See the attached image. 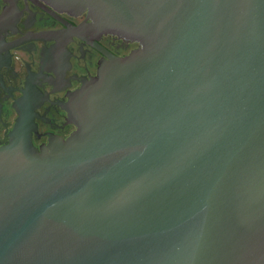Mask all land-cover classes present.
Instances as JSON below:
<instances>
[{
  "label": "water",
  "instance_id": "obj_1",
  "mask_svg": "<svg viewBox=\"0 0 264 264\" xmlns=\"http://www.w3.org/2000/svg\"><path fill=\"white\" fill-rule=\"evenodd\" d=\"M72 33L108 57L38 133ZM52 36L0 145V264H264V0H0V50Z\"/></svg>",
  "mask_w": 264,
  "mask_h": 264
},
{
  "label": "flooded vegetation",
  "instance_id": "obj_2",
  "mask_svg": "<svg viewBox=\"0 0 264 264\" xmlns=\"http://www.w3.org/2000/svg\"><path fill=\"white\" fill-rule=\"evenodd\" d=\"M69 37L70 39L63 44V47L71 52L66 58L69 64L67 68L63 67L62 74L69 84L54 89L53 83L42 77L35 76L32 80L33 85L42 94L41 102L37 106H31L32 123H35L38 133L49 131L62 138L75 127L67 120L65 110L69 94L80 86L83 78L95 75L98 63L108 57L78 35L72 33ZM91 39L114 55H124L137 45L134 41L109 32L99 33L98 38ZM55 40L54 36L43 40L30 38L0 50V55L7 50L9 58L7 64L0 63V145L8 140L9 132L20 115L11 103L23 95L25 75L29 70L37 73L41 63L39 59L42 58L41 45L48 47ZM39 72H48L52 77L57 76L51 67L48 70L42 67Z\"/></svg>",
  "mask_w": 264,
  "mask_h": 264
}]
</instances>
